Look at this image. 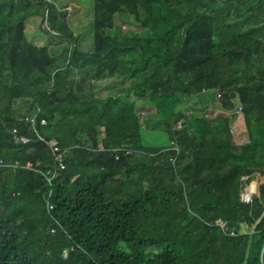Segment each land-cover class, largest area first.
I'll use <instances>...</instances> for the list:
<instances>
[{
  "label": "trees",
  "instance_id": "obj_1",
  "mask_svg": "<svg viewBox=\"0 0 264 264\" xmlns=\"http://www.w3.org/2000/svg\"><path fill=\"white\" fill-rule=\"evenodd\" d=\"M66 5L0 0V264H264V184L241 198L264 144L185 108L199 95L233 111L236 94L246 128L264 129V0L121 2L118 19L143 30L119 26L99 50ZM35 21L49 45L32 41ZM39 137L68 150L51 185Z\"/></svg>",
  "mask_w": 264,
  "mask_h": 264
},
{
  "label": "rangeland",
  "instance_id": "obj_2",
  "mask_svg": "<svg viewBox=\"0 0 264 264\" xmlns=\"http://www.w3.org/2000/svg\"><path fill=\"white\" fill-rule=\"evenodd\" d=\"M58 2V4L63 5L67 3L65 9L62 12H67L68 18L72 24V29L75 32V35H80L79 42L81 45H86L87 50L101 49V47L107 43L109 40V34H116L117 28L120 26L122 33L125 34L128 30H133L134 32L140 33L142 32V28L139 26H132L130 24L124 23L118 19L117 15L114 13V6L118 3L125 2L129 3L134 0H52ZM139 2L151 1V0H137ZM164 1V0H160ZM90 24V26H89ZM94 25L93 29L91 27ZM29 31L32 33V41L38 45H49V39L47 38L46 33L44 34L42 27L38 30L39 26H37L36 21L34 23L30 22L28 24ZM46 31H51V29L46 27ZM90 33V34H89ZM31 35V34H30ZM101 90L98 97H107L111 93L110 85L104 84L99 86ZM189 98L186 100L185 108L186 113L190 114L193 106L198 104L197 97ZM206 96L211 99L214 96V93L208 92ZM211 96V97H210ZM231 98H233V102L235 103V109L233 111L227 112L224 110L223 112L214 111L210 115L209 118L213 116L222 115L224 118H228L232 126V131L234 137L237 141V144H246V143H257L264 144L263 136L261 139L257 141H252L250 139L253 131H256L258 134H264V129L258 128L256 130H248L245 126L244 117L241 111V104L239 103V97L236 95L235 97L231 94ZM199 105V104H198ZM240 105V106H239ZM206 109V108H204ZM211 111L209 108L203 111V115L207 117L208 112ZM222 112V113H221ZM156 131V133H154ZM160 132V133H159ZM151 136H155L158 139H165V134L161 131L153 130L147 132ZM17 166V165H16ZM12 169H17V167H11ZM256 185V191L253 192V196L259 195L260 186L264 184V176L256 175L254 180L249 183V185L245 188L247 189L253 184ZM247 197V195H246ZM248 199V197H247ZM244 200V199H243Z\"/></svg>",
  "mask_w": 264,
  "mask_h": 264
},
{
  "label": "built area",
  "instance_id": "obj_3",
  "mask_svg": "<svg viewBox=\"0 0 264 264\" xmlns=\"http://www.w3.org/2000/svg\"><path fill=\"white\" fill-rule=\"evenodd\" d=\"M241 111H242V108H241ZM31 123H32V126L34 127V124H35V118L31 119ZM42 125H46L47 123L45 121H42L41 122ZM176 129L177 130H180L182 129V122H180L177 126H176ZM35 132L36 129H35ZM12 134L14 135V140L17 142V143H23V144H26L28 142H30V138L26 137V136H22L19 134V131L17 129H14ZM38 134V133H37ZM40 141L46 143L52 150V153L54 155V159H55V164L57 165V168L54 167L53 168V171L49 170L47 171L46 173H43V175L46 177L47 181L49 182V184L51 185L52 184V180L53 178H55L57 176V170H58V167L60 169H64L65 168V155L67 153L68 150H62L59 146V143L56 141V140H51V141H46L45 139L39 137ZM127 153H130V151H128ZM118 159V157H117ZM1 165L2 162H1ZM14 167H17V166H14ZM26 168L28 169H31V170H35L37 172H40V170H38V168L36 166H34L32 163H28L26 165ZM249 190V188H248ZM248 199H247V197ZM51 197L53 198V191L50 190L48 195H45L44 196V200L46 201V204H47V209H48V212L50 213L52 210H53V204L51 203L50 199ZM241 198L244 202L246 203H251L252 200H253V196H252V193H247V189H244L243 193L241 194ZM220 225L221 227H225V224L220 222ZM56 230L55 229H52L51 230V233H55ZM66 255H67V252L65 251L64 253V258H66Z\"/></svg>",
  "mask_w": 264,
  "mask_h": 264
},
{
  "label": "crops",
  "instance_id": "obj_4",
  "mask_svg": "<svg viewBox=\"0 0 264 264\" xmlns=\"http://www.w3.org/2000/svg\"><path fill=\"white\" fill-rule=\"evenodd\" d=\"M233 96L235 97L236 96V94H233ZM211 97V96H210ZM199 99H201V98H198L197 99V101L199 100ZM208 99V98H207ZM231 100L233 101V98H231ZM207 101V100H206ZM199 104V105H198ZM198 111H205L206 110V112H207V108H209L211 111H209L208 113L209 114H207V118L209 119V120H212V119H215V118H220V117H223L222 115H219V116H213L212 118H209L210 117V115L212 114V112H214V111H217V112H220V111H224V110H226V109H224V110H222V109H215L214 107H207L206 109H203V107H202V104H201V102L200 101H198ZM196 110V109H195ZM221 112V113H222ZM227 112H229L228 110H227ZM228 119V118H227ZM228 122H229V124H230V126H231V123H230V121L228 120ZM232 127V126H231ZM255 129H258V128H255ZM254 129V130H255ZM154 133H156V131L154 132ZM160 133V132H159ZM262 136H263V138H264V134L262 133ZM3 163V162H2Z\"/></svg>",
  "mask_w": 264,
  "mask_h": 264
},
{
  "label": "bare ground",
  "instance_id": "obj_5",
  "mask_svg": "<svg viewBox=\"0 0 264 264\" xmlns=\"http://www.w3.org/2000/svg\"><path fill=\"white\" fill-rule=\"evenodd\" d=\"M250 192H251V190L249 189V190H248V193H250ZM251 193H252V192H251Z\"/></svg>",
  "mask_w": 264,
  "mask_h": 264
},
{
  "label": "clouds",
  "instance_id": "obj_6",
  "mask_svg": "<svg viewBox=\"0 0 264 264\" xmlns=\"http://www.w3.org/2000/svg\"><path fill=\"white\" fill-rule=\"evenodd\" d=\"M240 106V105H239ZM252 196H253V194H252Z\"/></svg>",
  "mask_w": 264,
  "mask_h": 264
}]
</instances>
